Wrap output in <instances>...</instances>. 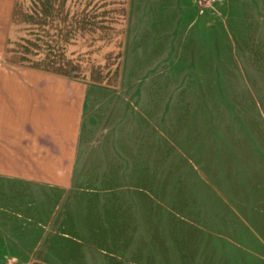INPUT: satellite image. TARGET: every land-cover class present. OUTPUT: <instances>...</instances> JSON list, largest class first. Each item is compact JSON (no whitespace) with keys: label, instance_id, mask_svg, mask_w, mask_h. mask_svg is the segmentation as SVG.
Instances as JSON below:
<instances>
[{"label":"rangeland","instance_id":"374dc122","mask_svg":"<svg viewBox=\"0 0 264 264\" xmlns=\"http://www.w3.org/2000/svg\"><path fill=\"white\" fill-rule=\"evenodd\" d=\"M13 1L19 56L108 72L126 43L73 185L0 181V264H264L262 0Z\"/></svg>","mask_w":264,"mask_h":264},{"label":"crops","instance_id":"0c3cea01","mask_svg":"<svg viewBox=\"0 0 264 264\" xmlns=\"http://www.w3.org/2000/svg\"><path fill=\"white\" fill-rule=\"evenodd\" d=\"M43 2L48 16L55 1ZM16 4L0 0V181L69 189L77 174L88 100L121 85L126 35L114 30L115 60L108 72L86 73L50 57L19 56L11 40ZM119 8L114 11L121 15L113 21L120 24L129 6Z\"/></svg>","mask_w":264,"mask_h":264}]
</instances>
